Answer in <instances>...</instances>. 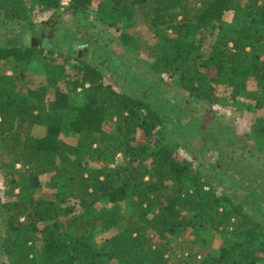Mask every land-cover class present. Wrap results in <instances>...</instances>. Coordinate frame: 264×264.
<instances>
[{"label":"trees","instance_id":"16d2710c","mask_svg":"<svg viewBox=\"0 0 264 264\" xmlns=\"http://www.w3.org/2000/svg\"><path fill=\"white\" fill-rule=\"evenodd\" d=\"M61 1L0 0L2 30L25 29L31 37L41 30L39 43L0 46L6 65L0 72L1 155L9 158L1 166L11 175L17 163L36 166L56 180L55 200L21 190L0 205L6 264H264L259 218L221 204L202 164L179 153V134L153 104L104 85L102 71L79 50L50 46L54 26H37L32 12H54ZM93 4L100 18L108 9L116 15L106 19L114 29L125 16L171 31L155 49L151 69L161 83L169 78L179 87L189 107L208 102L213 85H222L233 101L246 94L253 110L264 108V0H69L67 9L77 17ZM119 36L123 47L132 44L127 33ZM258 121L254 134L264 139V120ZM36 126L45 127L44 136L31 134ZM101 148L121 153L122 167H96ZM38 176L27 188L39 186ZM99 202L109 207L96 209ZM120 225L118 234L97 242ZM217 236L222 243L213 253ZM174 241L179 257L167 254Z\"/></svg>","mask_w":264,"mask_h":264},{"label":"rangeland","instance_id":"374dc122","mask_svg":"<svg viewBox=\"0 0 264 264\" xmlns=\"http://www.w3.org/2000/svg\"><path fill=\"white\" fill-rule=\"evenodd\" d=\"M62 1L63 4L61 2L60 8L54 12H39L37 9L32 12V21L37 26H46L45 22L54 26L46 38L50 46L63 52L67 48L79 50L83 59L102 71L104 85L152 103L161 117L179 134V153L188 160L194 159L202 164L212 179L221 204L224 205V200L239 205L246 213L255 214L264 226V139L254 134V125L259 123L258 119L264 120V108L253 110L252 102L246 94L233 101L230 89L222 85H213L214 92L208 102L198 100L189 107L186 105L184 92L174 84L170 85L169 78L168 83H161L151 69L155 49L162 48L163 39L171 33L170 30L156 29L140 19L129 22L125 16L119 17L114 29L106 21L113 14L110 9L107 10L108 15H100V18L97 5L93 4L87 13L73 17L67 9L69 0ZM38 28L34 32L35 36L31 37L30 34H25V29L5 32L0 27V46L6 43L20 44L27 40L39 43L41 30ZM121 31L132 38L130 46L121 45ZM5 67L0 63V72H5ZM6 73L11 74L8 68ZM33 79L40 81L41 76L34 75ZM246 91H252L251 83L247 85ZM75 99L77 101L81 98ZM107 128L112 129V125L107 124ZM31 134L40 138L45 135V127L36 126L31 129ZM63 139L68 144L75 143V138L70 134H63ZM2 147L0 141V205L15 201V195L21 190L36 200H55L56 180L53 174H39L36 166L25 168L17 163L11 175L10 170L1 166L2 161L9 162L7 156L1 155ZM95 147L93 145V149ZM100 151V165L96 167H122L121 153H112L109 149L102 148ZM13 157L19 159L21 156L14 154ZM34 174L39 175V186L27 188L29 179ZM11 176L14 182L6 180V177ZM101 207H109V204H96V209ZM123 207L124 214L130 215V206L123 202ZM20 220L23 221L22 218ZM1 222L0 220V264H6V255L2 251L6 234ZM118 228L98 236L97 242L118 234L122 230L121 225ZM221 243V237L217 236L213 242V253L217 252ZM169 246L171 249L167 254L172 252L171 255L179 257L182 249L177 241L170 242Z\"/></svg>","mask_w":264,"mask_h":264},{"label":"built area","instance_id":"2783aa9c","mask_svg":"<svg viewBox=\"0 0 264 264\" xmlns=\"http://www.w3.org/2000/svg\"><path fill=\"white\" fill-rule=\"evenodd\" d=\"M62 2V4H63V1H61Z\"/></svg>","mask_w":264,"mask_h":264},{"label":"flooded vegetation","instance_id":"af4514ba","mask_svg":"<svg viewBox=\"0 0 264 264\" xmlns=\"http://www.w3.org/2000/svg\"><path fill=\"white\" fill-rule=\"evenodd\" d=\"M37 40V39H36Z\"/></svg>","mask_w":264,"mask_h":264}]
</instances>
